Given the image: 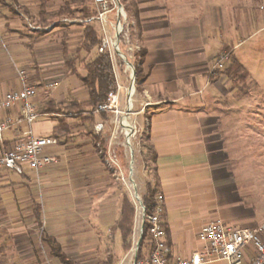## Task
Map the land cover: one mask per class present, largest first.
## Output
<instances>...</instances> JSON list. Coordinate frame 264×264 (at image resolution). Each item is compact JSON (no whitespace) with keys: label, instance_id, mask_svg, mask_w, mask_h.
<instances>
[{"label":"crops","instance_id":"crops-1","mask_svg":"<svg viewBox=\"0 0 264 264\" xmlns=\"http://www.w3.org/2000/svg\"><path fill=\"white\" fill-rule=\"evenodd\" d=\"M133 1L128 13L133 46L128 48L134 60L143 52L147 76L131 98L129 120L133 133L145 129L147 147L155 154L152 161L150 150L144 151L136 172L144 185L155 183L162 193L171 258L184 259L200 249L197 234L206 223L254 228L264 222V201L255 197L256 184L264 192V165L256 169V158L264 160V123L255 122V113L264 108V77L252 75L236 52L243 34L261 30V7L259 0ZM26 25L0 10V98L21 87L18 71L24 70L32 84L33 79L41 84L54 80L44 90L57 104L87 99L81 80L85 70L79 66L67 76L62 54L64 43L68 54L74 53L82 27L73 42L68 36L52 40L51 31L31 32ZM224 45L247 70L246 89L212 71ZM81 57L89 55L81 52ZM119 86V107L124 109L127 90ZM40 98L36 90L33 102L46 100ZM41 116L45 119L31 126L34 135H52L55 127L60 131L58 144L47 149L54 161L37 173L25 165L21 173L0 170V264H62L42 232L78 264H132L136 253L129 256L130 248L123 247L114 228L121 200L111 179L118 175L108 173L104 163L115 161L112 155L102 161L94 146L93 134L106 128L111 151L116 133L112 114L107 112L108 120L96 115L90 124L68 118L66 125L57 115ZM11 132L6 140L16 137ZM149 163L152 172L145 166ZM256 177L263 179L256 182ZM33 202L41 209L40 225ZM134 229L135 222L132 235ZM260 236L264 241V233ZM253 254L248 246L245 258Z\"/></svg>","mask_w":264,"mask_h":264},{"label":"built area","instance_id":"built-area-1","mask_svg":"<svg viewBox=\"0 0 264 264\" xmlns=\"http://www.w3.org/2000/svg\"><path fill=\"white\" fill-rule=\"evenodd\" d=\"M92 7L94 14L90 17L91 23L97 25L100 33L101 45L98 52L106 51L111 59L112 71L116 83V90L108 94L107 101L98 106V110L110 112L113 116L115 129L123 127V118L129 119L131 96L134 90L135 75L134 64L127 62L124 71L129 70V87L127 88V107H119V73L113 64L116 53L125 56L119 50V44L128 41V33L132 20L125 11L122 0H86ZM131 47V46H130ZM138 51V47L134 46ZM129 49V48H128ZM228 61L225 51L220 52L215 58L213 70L222 69ZM21 79L19 89L7 92L0 98V170H12L16 173L22 172L23 165L37 173L54 161V157L47 149L58 144L53 135L37 136L31 129L33 122L41 115L33 98L36 95V86L28 80L24 70H19ZM54 82L48 86L53 87ZM17 105V112L10 113ZM130 124V123H129ZM24 125L26 128L21 129ZM130 125L129 136L125 135L126 143L133 134ZM16 132V137L11 140L4 138L5 131ZM124 130V128H123ZM125 134V133H124ZM143 208V206H142ZM144 210V208H143ZM164 197L157 192L154 196V207L147 215L148 223V249L140 259L136 257L132 264H202L211 261H223L226 264H264V241L261 234L264 233V222L254 228H240L225 225L216 220L204 224L197 234L201 247L193 252L188 258H171V247L166 239L164 224ZM251 246L254 254L251 258H245V249Z\"/></svg>","mask_w":264,"mask_h":264},{"label":"trees","instance_id":"trees-1","mask_svg":"<svg viewBox=\"0 0 264 264\" xmlns=\"http://www.w3.org/2000/svg\"><path fill=\"white\" fill-rule=\"evenodd\" d=\"M51 0H40L39 4V16L43 21L48 23L49 18L62 19L67 18L70 20H79L78 25L82 27V33L78 39L77 46L73 54H68L66 44L64 43L63 52L64 55V69L66 75L75 74L79 66H82L85 70L84 76L81 78L83 85L87 89V99L83 101H72L71 103L61 106L50 98H47L39 107L40 114H56L59 117V123L64 122L68 118L80 120L81 122H93L96 115L102 117L106 115V111L98 110V106L107 101L108 94L116 90V83L112 71L111 59L106 51L98 52V47L101 45V37L98 34L96 28L90 21V17L93 16L94 11L91 5L86 0H72L71 3H64L59 9L52 13H48V3ZM124 1V0H123ZM1 2V0H0ZM80 14V15H78ZM67 26L66 23L63 24ZM223 51L228 55V61L224 67L219 70H215L214 74H225L232 83L238 86L240 89L246 86V79L248 72L245 67L239 63L233 54V50L224 45ZM81 52L89 55V58L81 57ZM143 52L141 50L135 54L136 62L134 64L135 75V90L140 91L147 71L142 67ZM66 128V126H65ZM59 129L55 127L53 136L58 137ZM96 142L106 143L105 138H98L97 134H94ZM146 149L150 150L151 160L155 158V154L152 149L146 146ZM145 193L142 196V205L144 208V224L141 231V237L136 249V258L140 259L143 256L142 244L144 241L149 240L148 223L146 221L147 215H149L154 207V196L158 192L156 184L146 182ZM120 218L115 225V229L119 232L122 240L123 247L125 249L130 248V239L132 236V228L134 222V208L130 203L128 197L122 196L120 202ZM33 215L37 224H41V209L39 204L33 202ZM164 218V215H163ZM42 240L47 244L51 254L58 258L62 264H78L67 256L61 249L59 243L51 236L42 232ZM103 264V263H100Z\"/></svg>","mask_w":264,"mask_h":264},{"label":"rangeland","instance_id":"rangeland-1","mask_svg":"<svg viewBox=\"0 0 264 264\" xmlns=\"http://www.w3.org/2000/svg\"><path fill=\"white\" fill-rule=\"evenodd\" d=\"M72 0H51L48 3V13L52 14L56 12L60 6L64 5V3H71ZM133 0H122V3L125 7V11L130 13L133 10ZM259 6L261 7V19H260V26L261 30L256 27L254 33H246L243 34V40L244 43L237 48V56L238 58H241L245 64L248 65L249 70L251 71L252 75H260L264 77V0H259ZM39 4L40 0H1L0 2V10L5 11L8 13L12 18L14 19H21L26 22L25 27H31V32L37 31L39 33H42L45 31H51L52 34L50 39L60 38L64 39L67 36L68 37H73L74 40L73 42H76V36L80 33L81 31V26L78 25L79 20L77 19H67V18H62L60 20L55 19V18H49L48 23L43 21V19L39 16ZM80 15V14H78ZM66 23L67 26H64L63 24ZM94 27L97 29V25L95 23H92ZM21 27V25H20ZM132 25L130 26V28ZM35 28V29H33ZM100 35V33H98ZM40 36V35H38ZM66 36V37H65ZM101 36V35H100ZM36 37L33 36V39ZM72 38V39H73ZM240 38V37H238ZM133 40L131 36V30L128 33V41L126 42L123 40L119 44V50L120 52L125 56V58L121 57L118 53L115 54L114 59H113V64L117 70V73L120 75V79H118V84H122L124 88L129 87V70L127 69L124 72V69L126 67L127 62L130 63H135L136 60H134L132 56V52L128 49V47L133 46L132 45ZM124 74V76H122ZM126 76V77H125ZM33 85L36 86L37 93L40 92L41 96V103L47 99L48 95L45 94V86L49 82H54V80H47L45 83H40L37 82V79L32 80ZM42 82V81H41ZM79 83V81H77ZM31 83V82H30ZM246 83L247 79H246ZM32 84V83H31ZM38 84L42 86V88H38ZM50 84V83H49ZM248 85V84H247ZM246 85V86H247ZM245 89L247 87H244ZM242 88V89H244ZM39 95V94H38ZM135 95V84H134V90L131 98ZM123 101H125V98L123 97ZM71 101H66L64 103H61L59 105L64 106ZM261 104L262 106L264 105V99H261ZM37 108L39 109L40 103L36 104ZM262 109V108H259ZM262 112L258 111L255 113V122L257 124L259 123H264V108L261 110ZM56 115V114H54ZM58 116V115H57ZM60 117V116H58ZM45 117L39 116L36 121L38 120H43ZM103 120H108L107 114L102 116ZM127 120V119H126ZM128 124H132L131 121L128 119L127 120ZM90 124V122H88ZM129 124V126H130ZM107 125V124H106ZM115 125V124H113ZM123 125V124H122ZM133 125V124H132ZM105 129H102L97 133L98 138H107L108 132H105ZM91 131L95 133V130L91 128ZM108 131V130H107ZM123 127H117L116 128V133L114 135V143L111 146V151H108V145L106 143L102 144L100 141L96 142V151L101 158L102 161H105V159L109 160V155H112V159L115 162H112L110 160L111 165H105V169L110 173L111 175L114 174V172H117V177H112V184L115 185L120 191L119 193V199L121 200L122 196L125 195L128 197L130 203L132 204L134 208V219H135V229L133 232V235L131 236L130 239V249H129V256H134L136 253V243L138 242L139 238L141 237V231L142 227L145 221L144 218V211L142 208V196L145 193V185L143 184L142 180L137 177V164L138 160L140 159L141 155L143 154L144 151H148L146 149V137H145V129L138 133H133L130 137L129 140V145L126 143L125 135L124 134ZM11 136L12 132L11 131H5L4 132V137L5 136ZM94 137V134H93ZM258 147H256V156H258ZM149 155V154H148ZM263 156L260 155V158H256V169H261L263 170V165H264V160ZM147 167L148 171H151V163L145 164ZM121 172V173H120ZM152 172V171H151ZM263 178L261 177H256V182L257 181H262ZM256 187L259 190H256V201H264V192L262 191V185L256 184ZM261 190V191H260ZM260 192V193H259ZM264 220V219H263ZM133 222V225H134ZM147 240L143 242L142 244V252L143 254L146 253L147 251Z\"/></svg>","mask_w":264,"mask_h":264},{"label":"bare ground","instance_id":"bare-ground-1","mask_svg":"<svg viewBox=\"0 0 264 264\" xmlns=\"http://www.w3.org/2000/svg\"><path fill=\"white\" fill-rule=\"evenodd\" d=\"M122 124L124 126V131L127 136L130 134V126L125 118L122 119Z\"/></svg>","mask_w":264,"mask_h":264},{"label":"water","instance_id":"water-1","mask_svg":"<svg viewBox=\"0 0 264 264\" xmlns=\"http://www.w3.org/2000/svg\"><path fill=\"white\" fill-rule=\"evenodd\" d=\"M133 74H134V72H133ZM130 111V110H129ZM143 206V205H142ZM144 211V210H143ZM139 241H140V238H139V240H138V242L136 243V246L139 244ZM137 249V248H136Z\"/></svg>","mask_w":264,"mask_h":264}]
</instances>
